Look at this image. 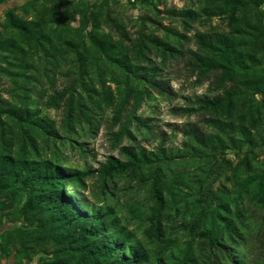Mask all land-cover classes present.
Returning <instances> with one entry per match:
<instances>
[{"label": "trees", "instance_id": "obj_1", "mask_svg": "<svg viewBox=\"0 0 264 264\" xmlns=\"http://www.w3.org/2000/svg\"><path fill=\"white\" fill-rule=\"evenodd\" d=\"M13 1L0 0V264H251L249 235L264 244V169L254 165L264 153V0H190L164 11L161 0H135L156 12L140 15L134 31L111 0ZM160 12L183 30L162 25ZM198 22L209 28L190 37ZM191 38V65L199 78L218 72L222 91L181 108L203 116L183 129L182 146L158 132L157 148L120 144L122 157L95 171L65 166L56 121L34 96L64 108L69 134L78 123L94 132L109 108L120 120L128 105L116 146L136 138L134 121L150 134L152 118L137 110L152 88H166L149 53L174 57ZM60 77L68 85L49 92ZM93 173L105 195L119 178L145 192L128 205L136 230L115 205L87 198Z\"/></svg>", "mask_w": 264, "mask_h": 264}, {"label": "rangeland", "instance_id": "obj_2", "mask_svg": "<svg viewBox=\"0 0 264 264\" xmlns=\"http://www.w3.org/2000/svg\"><path fill=\"white\" fill-rule=\"evenodd\" d=\"M88 3H101L103 0H85ZM120 11L122 17L125 19L129 30L134 31L135 21L144 13L156 12L154 8L139 3L135 0H118V4H114ZM190 4V0H161L158 9L164 11L171 7H183ZM74 6V4H73ZM199 6V4L197 5ZM5 8L0 10V15H4ZM157 20L166 27H176L183 30L180 20L171 19L165 12H160L157 15ZM212 24L222 25L220 19L212 20ZM77 25V22H75ZM197 28H209V25L202 23H195L194 28L188 32L190 37H193ZM165 29L160 26L158 33L163 34ZM197 49L198 44L194 39L184 41L182 52L176 56L161 55L160 51L153 49L149 56L153 60V65L159 68L157 79L163 82L166 91H160L157 88L151 89V96L147 97L140 108L137 110V115L145 118H152V123L155 125L154 132L144 134L134 121L131 125L133 133L136 135L135 139L124 136L116 146L115 133L119 131L125 121L126 114L132 109L128 105L123 112L120 120L116 119L115 112L109 108L100 117V124L94 128V132L87 130L85 123L76 124L77 133L69 134L64 128L65 110L61 108H49L45 105V98H37L36 105L50 118L56 121V127L61 133L64 144L61 146V151L64 154L63 164L65 166L74 167L81 170L92 169L95 171L105 162L109 155L121 156L119 151L121 145H135L140 144L146 146L148 149H155L161 143V137L158 132L165 133V144L169 147H181L184 140L187 138L183 132L190 124H202L203 116L196 115L194 112L188 113L181 108L197 107L196 98L203 95H214L221 92L222 89H215L219 80L218 72H211L205 78H199L198 70L191 65V58L189 49ZM144 65H152L147 61H143ZM69 81L66 78L60 77L55 86L45 85L49 88V92L54 90H61ZM4 96H8L10 85L5 86ZM72 139V140H71ZM122 157V156H121ZM191 165V164H189ZM255 167L264 169V153L261 154L257 160L254 161ZM97 174L93 173L87 178V188L82 189L87 198L98 205L109 204L115 205L119 210L120 215L131 229H137L139 223L131 217V212L128 205L131 203L140 204L145 192L139 191L136 187L127 190L128 178H119L116 183L110 182L114 194L107 190L106 195L103 194L99 186ZM219 183L216 182V185ZM138 231V230H137ZM142 237L141 233L138 232ZM247 258L251 264H264V244L259 240V236L249 235L247 248ZM5 264H14L9 259H4ZM37 263V258L32 264ZM228 264H231L230 262Z\"/></svg>", "mask_w": 264, "mask_h": 264}, {"label": "water", "instance_id": "obj_3", "mask_svg": "<svg viewBox=\"0 0 264 264\" xmlns=\"http://www.w3.org/2000/svg\"><path fill=\"white\" fill-rule=\"evenodd\" d=\"M25 0H15L13 2L10 3V5H18V4H21V3H24ZM4 6L0 5V10H2Z\"/></svg>", "mask_w": 264, "mask_h": 264}]
</instances>
